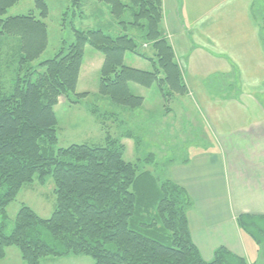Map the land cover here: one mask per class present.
Here are the masks:
<instances>
[{"label": "trees", "instance_id": "trees-1", "mask_svg": "<svg viewBox=\"0 0 264 264\" xmlns=\"http://www.w3.org/2000/svg\"><path fill=\"white\" fill-rule=\"evenodd\" d=\"M23 1L0 0V260L13 247L24 264L67 256L89 257L92 264H248L222 247L209 262L201 258L190 237L191 199L185 190L138 166L150 164L152 154L144 161L126 162L124 145L110 135L103 145L57 148L53 109L60 97H82L75 96V88L86 46L103 56L98 95L114 106H141L142 98L130 92V83L145 88L155 84L164 97L186 92L161 30L162 1L95 0L120 31L111 36L101 29H75L84 4L66 0L62 21L69 19L73 40L41 62L48 44V7L44 0H28L32 11L6 16ZM263 13L264 0H254L252 19L259 24ZM259 27L264 50V26ZM143 45L151 56L141 51ZM126 54L150 61L153 71L127 66ZM46 178L54 184L51 216L42 219L21 206L6 234L8 205L22 187L44 184ZM236 224L264 247V217L243 214Z\"/></svg>", "mask_w": 264, "mask_h": 264}, {"label": "rangeland", "instance_id": "rangeland-1", "mask_svg": "<svg viewBox=\"0 0 264 264\" xmlns=\"http://www.w3.org/2000/svg\"><path fill=\"white\" fill-rule=\"evenodd\" d=\"M44 1L48 7V17L45 20L48 44L39 62L53 58L63 42L71 43L73 40L69 19L62 21V15L68 7L66 0ZM85 1L84 11L90 12V20L76 19L73 23L75 29H101L111 36L120 34L104 6L95 8L101 13L100 11L92 13L94 3L96 6L99 4L95 0ZM240 1L230 2L232 4L229 6L220 8L219 30L222 46L230 40V35L226 34L227 27L233 28L232 24H234L233 21L226 20V14L229 8L235 6L240 8ZM25 3L33 8L32 2L27 0ZM21 5L8 10L6 16H12L11 13L26 14L27 11H24L25 8ZM259 24L258 26H264V20ZM136 41L140 48L142 40L137 38ZM141 51L151 56L152 52L149 48L141 47ZM102 61L103 56L100 53L89 46L84 48L75 88V96L82 95V97L70 96L71 100L60 97L53 109L57 121V148L80 144L103 145L105 136L110 135L111 138L119 139L124 145L123 160L126 162L144 161L149 154H152L153 160L150 164L140 162L138 166L165 181H172L177 167L199 162H204L205 166L209 167L214 164L215 159L218 161V156H222L224 161L228 159L227 147L231 137L234 139V135L230 132L233 128L227 127L229 123L235 124V119H231L228 108H224V112L215 117L214 113H210L211 110L207 105L209 102L211 105L216 103L217 101L214 100L217 97L227 98L237 92L238 100L241 99L245 104L247 102L245 96L240 97L239 94L241 88L238 78L231 80L221 76L220 82L214 78L211 82L203 83L205 89L210 87L213 92L210 94L212 99L209 96L203 98L200 91L198 93L188 89V83V85L184 83L186 92L182 96L177 94L169 95L170 97H164L163 92L155 84L145 88L130 83V92L142 97L143 101L137 109L128 110L114 106L107 98L98 95ZM124 63L131 68L153 71L150 61L135 55L126 54ZM255 76L254 81L258 83L243 84V88L247 85L244 92L248 91L253 95L251 96L253 99L255 96L259 102L262 101L261 106L264 108V73H256ZM259 90L262 91V95L259 94ZM205 95L208 93L205 92ZM21 206L28 207L42 219H48L55 206L54 184L51 178H46L44 184H38L36 181L20 189L16 199L6 208L8 217L6 234L11 232L14 218ZM0 264L24 263L19 251L11 247L5 250V257L0 260ZM40 264H92V260L85 256L47 257L42 259Z\"/></svg>", "mask_w": 264, "mask_h": 264}, {"label": "crops", "instance_id": "crops-1", "mask_svg": "<svg viewBox=\"0 0 264 264\" xmlns=\"http://www.w3.org/2000/svg\"><path fill=\"white\" fill-rule=\"evenodd\" d=\"M161 1V30L172 48L183 82L189 84L188 89L200 91L203 98L209 96L212 99L210 94L213 92L210 87L205 89L203 83L214 78L220 82L221 76L231 80L236 77L240 80V97L245 96L247 101L244 104L238 100L237 92L227 98L217 97L216 103L207 105L215 117L228 108L231 119H235V124L229 123L227 127L233 128L230 132H233L234 139L229 140L226 161L218 156V161L215 159L209 167L199 162L174 170L172 182L184 189L191 199L187 212L191 240L205 262H209L214 251L222 247L248 264H264V247L258 246L236 224L239 215L264 217V108L262 101L255 96L253 99L248 91L244 92L247 85L243 88V84L258 83L254 81L255 74L264 73L260 27L250 15L254 0H241L240 8H229L226 20L234 24L233 28L226 29L230 40L224 46L220 43L219 11L236 0ZM25 2L14 7L22 4L24 11H32L33 8ZM82 2L85 5L86 1ZM94 6L92 13L99 12L95 8H101V5L94 3ZM89 16L90 12L85 13L83 8L80 18L90 20ZM143 47L149 48L148 45ZM262 91L259 90L260 95Z\"/></svg>", "mask_w": 264, "mask_h": 264}]
</instances>
